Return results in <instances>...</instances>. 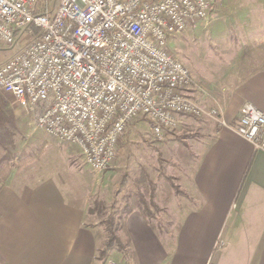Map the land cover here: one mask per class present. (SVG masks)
<instances>
[{"label":"built area","instance_id":"2783aa9c","mask_svg":"<svg viewBox=\"0 0 264 264\" xmlns=\"http://www.w3.org/2000/svg\"><path fill=\"white\" fill-rule=\"evenodd\" d=\"M217 0H0V92L53 138L80 147L96 172L116 160L129 124L158 140L182 118L228 125L223 106L169 49ZM234 129L264 150V112L245 103Z\"/></svg>","mask_w":264,"mask_h":264},{"label":"crops","instance_id":"0c3cea01","mask_svg":"<svg viewBox=\"0 0 264 264\" xmlns=\"http://www.w3.org/2000/svg\"><path fill=\"white\" fill-rule=\"evenodd\" d=\"M10 95L4 93L17 117H27ZM214 98L228 125L206 120L207 140L185 182L194 200L184 206L174 237L139 210L126 218L131 264H264V150L234 129L245 103L264 112V65L227 97ZM43 136L35 157L12 166L0 187V264H98L100 240L89 223L98 198L94 170L79 146ZM35 160L42 172L18 173Z\"/></svg>","mask_w":264,"mask_h":264},{"label":"rangeland","instance_id":"374dc122","mask_svg":"<svg viewBox=\"0 0 264 264\" xmlns=\"http://www.w3.org/2000/svg\"><path fill=\"white\" fill-rule=\"evenodd\" d=\"M18 48L0 47V62ZM169 49L189 66L211 97H227L240 80L264 65V0H217L208 19L192 31L172 37ZM20 113L24 116L23 112ZM20 121L22 131L17 139L18 155L35 154L45 139V132L36 127L31 114ZM206 122V119L182 118L175 131L168 133L164 140H158L152 135L147 120L136 118L119 140L115 162L104 171H91L92 176L96 175L97 200L110 205L107 202L111 196L115 194L117 197L120 190L125 189L123 178L129 174L136 179V173L146 168L155 180L159 202L152 219L154 229L174 237L184 206L194 200L187 193L185 182L198 146L207 140ZM42 169L41 162L35 160L18 173L26 175L31 170L42 172ZM123 194L124 191L119 200ZM89 223L98 227L100 220L96 214L90 215ZM98 264L131 262L122 254L111 252Z\"/></svg>","mask_w":264,"mask_h":264},{"label":"trees","instance_id":"16d2710c","mask_svg":"<svg viewBox=\"0 0 264 264\" xmlns=\"http://www.w3.org/2000/svg\"><path fill=\"white\" fill-rule=\"evenodd\" d=\"M143 118L151 126L149 119ZM21 126V121L12 109L8 99L0 92V187L12 166L25 164L26 161L36 155V153L22 157L18 155L17 139L21 135ZM152 170L158 171L156 169ZM122 186H125V189L120 190L110 205L96 199L89 209V216L96 214L100 220L98 227L92 225L100 240L98 254V260L100 261H105L112 251L120 252L125 259L134 256L131 242L123 234L126 218L135 210H139L152 222L155 212L158 210L159 202L155 194L157 190L156 183L151 171L142 168L141 171L136 173V179L127 174L123 178ZM123 191L122 200H119V196Z\"/></svg>","mask_w":264,"mask_h":264}]
</instances>
